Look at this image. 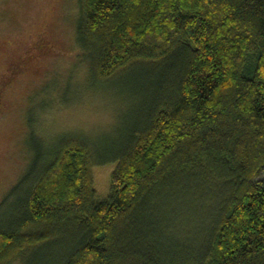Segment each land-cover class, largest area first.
<instances>
[{
    "label": "trees",
    "instance_id": "obj_1",
    "mask_svg": "<svg viewBox=\"0 0 264 264\" xmlns=\"http://www.w3.org/2000/svg\"><path fill=\"white\" fill-rule=\"evenodd\" d=\"M80 7L90 76L138 69L157 91L109 159L107 199L92 173L106 160L85 138L47 156L37 146L0 202V264H33L57 244L46 264H264V0Z\"/></svg>",
    "mask_w": 264,
    "mask_h": 264
},
{
    "label": "rangeland",
    "instance_id": "obj_2",
    "mask_svg": "<svg viewBox=\"0 0 264 264\" xmlns=\"http://www.w3.org/2000/svg\"><path fill=\"white\" fill-rule=\"evenodd\" d=\"M80 16V0H0V202L35 160L37 146L47 156L65 136L85 138L95 160H106L92 173L96 200L107 199L117 165L109 159L153 102L147 95L157 91L154 75L148 82L138 69L102 81L90 76L91 52L87 61L77 40ZM23 57L29 63L15 75L13 63ZM194 227L195 242L202 228ZM59 251V244L52 246L33 264H46Z\"/></svg>",
    "mask_w": 264,
    "mask_h": 264
},
{
    "label": "flooded vegetation",
    "instance_id": "obj_3",
    "mask_svg": "<svg viewBox=\"0 0 264 264\" xmlns=\"http://www.w3.org/2000/svg\"><path fill=\"white\" fill-rule=\"evenodd\" d=\"M45 47V46H44ZM50 48V47H49ZM20 60V61H18ZM29 57H23V59H17V61L15 63H13V66H12V69H13V72L14 74L16 75V72H19V73H22L23 70H24V63H29ZM23 63V64H22ZM18 73V74H19ZM14 75V76H15ZM5 83V82H4ZM3 83V84H4ZM10 84V82H9ZM9 85L8 84H4V89H6ZM2 88H0L1 90ZM4 96V92L3 90L0 91V108H2L4 106V103H3V99L2 97Z\"/></svg>",
    "mask_w": 264,
    "mask_h": 264
}]
</instances>
